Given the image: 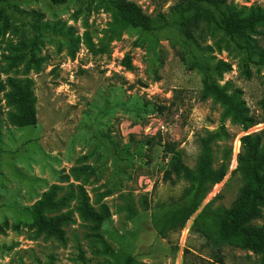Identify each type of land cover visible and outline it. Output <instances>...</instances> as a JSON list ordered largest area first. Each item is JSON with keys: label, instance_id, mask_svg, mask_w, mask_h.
I'll return each mask as SVG.
<instances>
[{"label": "rangeland", "instance_id": "rangeland-1", "mask_svg": "<svg viewBox=\"0 0 264 264\" xmlns=\"http://www.w3.org/2000/svg\"><path fill=\"white\" fill-rule=\"evenodd\" d=\"M133 1L146 14L173 24L175 9L186 0ZM231 1L245 13L264 10V0ZM101 4L100 0H70L62 5L19 0L3 7L0 24L6 15L9 22L0 32V82L6 84L0 91V264H83L81 252L87 264H110L111 257L102 252L98 236L114 250L134 256L138 264H218L207 238L192 228L194 219L208 203L211 209L235 203L245 185L238 162L242 137L259 133L264 138V121L245 130L223 117L220 104L200 99L201 76L187 68L173 42L176 27L164 29L153 41L130 28L111 43L108 53L91 52L83 42L84 34L89 32L97 42L112 21L111 12ZM34 24L49 30L37 51L39 65L21 62L6 70L4 56L15 54L11 44L31 39ZM68 28L69 36L65 34ZM263 30L259 25L256 32L248 33V40L264 49ZM195 36L200 53L210 62L224 60L231 65L219 82L241 87L251 110L261 115L264 68L251 62L247 69L245 49L205 22L201 21ZM71 38H80L75 51L70 49ZM126 54L131 56L132 69L122 63ZM247 72L250 78L245 77ZM8 77L32 81L34 126L12 122L17 109L6 96L11 90ZM176 89L182 90L181 97L172 102ZM159 105L167 108L160 110ZM222 125L229 138L215 146V163L232 148L226 176L182 229L161 235L154 212L176 202L189 185L185 179L165 178L170 148L181 150L185 163L195 168L200 136ZM80 166H89L93 172L77 178L73 170ZM54 184L63 187L60 194L71 185H83L96 210L101 204L108 206L110 221L103 224L101 219L82 218L75 196L63 210L74 214L73 221L64 226V240L38 232L32 225L31 209ZM127 195L139 208L136 217L121 209ZM145 195L149 210L142 209ZM254 223L264 224V214ZM223 254L226 264H262L260 254L234 245H224Z\"/></svg>", "mask_w": 264, "mask_h": 264}, {"label": "trees", "instance_id": "trees-1", "mask_svg": "<svg viewBox=\"0 0 264 264\" xmlns=\"http://www.w3.org/2000/svg\"><path fill=\"white\" fill-rule=\"evenodd\" d=\"M12 1L0 0V20L4 5ZM53 4L62 5L70 0H48ZM101 6L112 14V21L105 29L104 35L95 42L89 32L83 37V42L88 49L95 54L108 53L111 43L120 38L122 33L130 28L139 30L152 41L162 35L164 29L176 27L173 42L180 51L183 60L189 70L197 71L201 76L202 88L199 97L202 100L212 99L223 108V117L230 118L232 122L242 125L245 130L264 121V95L259 101L262 114H255L244 96L241 87L221 84L218 78L231 68L224 60L212 63L209 58L200 53V44L195 36V30L202 22L214 30H221L225 37L232 39L239 48L245 49L243 58L248 69L249 63L264 68V49L252 45L248 33L256 32L259 25L264 26V10L253 9L245 13L238 9L231 0H186L177 6V16L173 24L162 22L146 14L140 4L133 0H100ZM8 15L3 17L0 24V32L8 27ZM58 25V23H57ZM35 34L26 41L11 44L14 55H5L7 60L6 70L14 68L18 63L26 62L28 66H38L41 58L37 51L43 42V37L48 33V26L34 24ZM62 30V26L59 27ZM264 34V30L262 31ZM71 34V28L65 32ZM80 38L69 39L71 51H75L76 42ZM242 40V41H241ZM127 69H132L130 54H126L122 60ZM247 71V70H246ZM245 75L250 78L249 72ZM11 90L6 94L8 102L15 105L17 112L12 116V122L20 127H31L36 124V98L29 78H7ZM6 84L0 82V91L5 90ZM180 89L174 90L173 100L181 97ZM167 106L159 105L160 110ZM229 138L225 126L209 131L200 136V154L195 168L185 163L181 150L170 148V167L165 172L166 179L187 180L189 185L180 198L168 206H160L158 212H154L153 221L159 233L167 236L171 230H179L184 227L191 216L199 209L207 194L214 185L220 183L226 176L229 168L228 159L232 148H228L224 158L219 164L215 163V146L218 141ZM240 171L244 177L245 185L235 203L227 208L219 206L216 209L206 204L194 219L193 229L201 232L213 247V257L218 264H226L224 261L223 246L226 244L249 249L261 255L264 264V224L254 223L264 214V138L259 133H249L242 137L241 151L238 154ZM75 176L81 177L83 173H92L89 166L74 168ZM63 187L54 184L43 193L42 197L32 206V225L40 233L64 240V226L74 219L69 201L77 196V210L80 216L91 222L102 220L103 224L110 221V210L106 204H101L100 210H96L90 202V197L83 185L77 188L69 186L62 194ZM142 209L151 208L147 195L142 198ZM121 209L125 210L131 218L136 217L139 208L132 197L127 195ZM97 240L102 244V252L111 257L110 264H138L131 254L114 250L101 236ZM79 259L87 264L83 253H79ZM52 264V263H51Z\"/></svg>", "mask_w": 264, "mask_h": 264}]
</instances>
